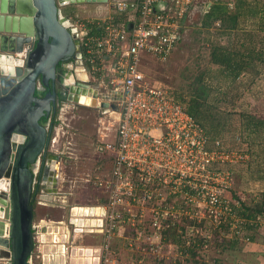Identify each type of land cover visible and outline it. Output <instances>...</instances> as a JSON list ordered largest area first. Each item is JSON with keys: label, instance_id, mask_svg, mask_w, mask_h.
<instances>
[{"label": "built area", "instance_id": "2783aa9c", "mask_svg": "<svg viewBox=\"0 0 264 264\" xmlns=\"http://www.w3.org/2000/svg\"><path fill=\"white\" fill-rule=\"evenodd\" d=\"M211 1L111 0L112 12L105 17L70 20L69 28L79 38L89 72L87 78H101L100 86L104 83L102 77L107 78L100 93L108 96L109 103L118 95L120 98L116 99L117 110L108 108V115L114 117L117 125L114 140L105 143L112 158L110 172L95 182L104 193L99 195L101 201L67 204L69 191H57L61 202L41 189L35 192V207L54 203L62 209L68 207L67 219H82L78 241L72 232L66 231L79 222L73 225L67 219L64 223L62 219L47 218L34 222V226L44 227L46 233L69 237L63 244V264H70L73 248L82 250L84 264H162L156 252L163 243L181 254L178 244L165 240L164 233L173 227L172 220H180L183 214L193 219L195 207L202 213L200 219L210 217L220 224L228 221L232 235L238 234L236 222L241 218L235 210L241 203L240 199L229 201L224 194L233 183V173L227 165L247 159V153L238 148L224 149L220 139L209 140L180 103L165 97L161 87L148 81L143 68L148 57L167 59L180 41L191 13L199 6L204 14ZM100 101L97 98L98 107ZM77 204L81 208L86 205L88 210L72 213ZM83 219L88 221L86 225ZM133 220H138L137 225L133 223L132 229L126 230L124 223ZM118 229L126 233L123 240L127 241L119 245L127 254L121 260L112 250ZM218 229L219 236L225 234L222 228ZM181 233V229L175 232ZM83 234L100 236L101 241L96 246L85 245L80 240ZM189 240L190 236L185 238V245L192 244ZM171 260L179 264V259Z\"/></svg>", "mask_w": 264, "mask_h": 264}, {"label": "rangeland", "instance_id": "374dc122", "mask_svg": "<svg viewBox=\"0 0 264 264\" xmlns=\"http://www.w3.org/2000/svg\"><path fill=\"white\" fill-rule=\"evenodd\" d=\"M83 14L86 16H80L82 19L91 20L94 18L87 13ZM202 14L199 6L191 13L180 41L167 59L158 61L148 57L145 59L146 64L143 65V68L148 81L152 85L165 84L176 89H188L189 82L194 80V77L200 72L204 73V76L209 80L208 85L211 89L209 101L214 103V98L219 97L218 105L217 107H213V105L214 109L212 111L230 119L229 127L224 129L220 136L224 146H229L236 142V135H243L240 129L244 119L243 115L252 114L264 118V76L255 77L254 71H248L249 76L243 84H240V82L229 84L221 74L220 67L212 64L209 60L211 43L214 41L225 43L226 37L216 35L213 26L202 28L200 26ZM263 73L264 65L261 66L257 75ZM227 85L231 86L229 92L226 95L221 94L219 89L221 87L225 88ZM72 107L68 106V111L60 116V121L58 120L59 122L52 129L49 141L51 151L55 153L60 151L73 153L71 157L64 156L63 153L59 154L63 156L61 164L63 168L61 176L56 182L55 191L70 192L66 198L65 203L67 204H91L94 200L93 188L96 193L98 192V195H104L100 189L94 187L95 182L98 178L106 177L111 169V154L106 157V154L99 152L98 149L101 146L105 147V143L113 141L117 122L108 113L101 112L99 115V112L93 107ZM53 139H55L54 142H52ZM243 146L244 149H241L247 153L248 158L245 157L238 162L227 165L232 170L233 183L224 194L229 201L240 198L241 204L246 202L253 205L262 198L259 192L264 191V148L256 141H252L251 146L246 147L242 144ZM252 148H257L255 150L260 152L257 154ZM94 169H96V172L92 173L91 170ZM89 171L92 174L89 175L92 176L91 178L86 175ZM60 199L61 197H58V195L55 198L56 201L58 200L57 202H61ZM64 210L53 205L37 206L33 220L37 222L39 218L43 217L62 219L65 215ZM195 213L193 219H187L184 217L186 214H183V218L180 220H172L174 225L171 228L174 231L172 235L175 234L177 229H181L183 231L182 239H188L190 236L188 243H199V249L197 250L199 256L194 259L190 256L186 258V256L179 254L176 249H168L167 245L163 243V247L156 252L157 257L161 258L162 264H177V262H171L172 257L179 259V264H264V220L258 228L253 229H247L243 225H239L238 223L243 220H237L236 229L239 227L238 240L235 239L236 243L230 247L228 241L234 235H232L228 221L223 220L224 229L220 221H214L210 217L200 219L202 213H198L197 207H195ZM133 223L137 225L138 220L126 221L124 223L126 230L128 228L132 229ZM190 223L193 224L189 225ZM218 228H222L225 234L219 236L217 234ZM195 232L197 233L194 235ZM244 233L252 238L248 240L244 237ZM96 236L87 235L82 241L83 244L85 242L99 244L101 237ZM125 236L126 233L118 229L114 240H112L115 247H118L117 250H114L113 255L119 258L123 254L120 260L125 259L127 256L126 252H122L119 247L121 243H127L123 240ZM172 237H169V240L172 241ZM192 239H194V242Z\"/></svg>", "mask_w": 264, "mask_h": 264}, {"label": "water", "instance_id": "95a60500", "mask_svg": "<svg viewBox=\"0 0 264 264\" xmlns=\"http://www.w3.org/2000/svg\"><path fill=\"white\" fill-rule=\"evenodd\" d=\"M107 1L0 0V264L64 263L63 244L69 237L46 233L44 227L34 226L33 220L35 192L44 191L45 184L34 187L28 164L46 151L53 129L42 117L50 112L54 91L42 97L39 94L49 84L54 86L60 62L69 59L75 50L77 34L69 28L70 17L62 9ZM82 85L79 81L69 83L67 99L82 104L81 96H88L95 101L88 105L98 108L99 98L102 112L109 107L117 110L96 85L91 90ZM3 177L7 178L4 183ZM82 207L74 205L71 212L85 213L88 208ZM64 214L65 223L70 214L66 207ZM81 220L67 219L73 225L79 222L66 231L72 232L75 239H79ZM86 236L83 234L80 240ZM74 249L70 264H84L82 250ZM57 251L61 252V261L55 263Z\"/></svg>", "mask_w": 264, "mask_h": 264}, {"label": "trees", "instance_id": "16d2710c", "mask_svg": "<svg viewBox=\"0 0 264 264\" xmlns=\"http://www.w3.org/2000/svg\"><path fill=\"white\" fill-rule=\"evenodd\" d=\"M216 21H219V25H216ZM200 26L202 28L213 26L216 35L226 37L225 43L219 41L211 43L209 60L212 64L220 67L221 74L229 84L233 82L243 84L249 76L248 71H254L255 77L264 76V73L257 75V72H260L261 66L264 65V0H212L208 10L202 15ZM94 31L93 29L91 32ZM208 83L207 77L204 76V73L200 72L194 77V80L189 82L188 89H176L165 84L157 87H161L165 91V97L180 103L194 117L205 130L209 140H221V133L229 127L230 119L223 117L218 112L212 111L213 107H217L219 97L216 96L214 98V103L209 101L211 89ZM230 87L227 85L225 88L221 87L219 90H221V94L226 95ZM243 116L244 119L240 126L243 135H236V142H234L236 144L232 143L229 146H224L221 140L222 147L227 150H233L235 147L242 150L244 149L242 144L247 147L251 146L252 141H256L264 148V118L252 114ZM52 122L53 126L58 123L56 119H53ZM245 149L248 150L247 148ZM255 149L252 148L258 154L260 151ZM259 195L262 196L260 201H257L253 205L244 202L235 210L237 216L243 219V222L240 224L247 229L258 228L263 220L264 191L259 192ZM191 224L193 223L189 225ZM221 226L225 229L223 223H221ZM170 229V231L164 233L165 240H169V237L173 236L172 241L178 244L179 248H181V254L185 255L186 258L190 256L194 259L199 256L197 253L199 243L185 245L182 233L172 235L174 231L173 228ZM243 235L248 240L252 238L246 235V233ZM233 237L228 241L230 247L238 240V234H235ZM199 242L202 243L201 240Z\"/></svg>", "mask_w": 264, "mask_h": 264}, {"label": "flooded vegetation", "instance_id": "af4514ba", "mask_svg": "<svg viewBox=\"0 0 264 264\" xmlns=\"http://www.w3.org/2000/svg\"><path fill=\"white\" fill-rule=\"evenodd\" d=\"M59 66L61 68V71L57 73L58 76H57V80L55 81L54 86H51L49 84L48 87L43 88V90L41 89L42 91L39 94V96L42 97L46 93L54 91V97L51 101L50 112L48 113L46 117H42V121L48 124L49 126L50 125L53 126V122H52L53 119L60 120L61 118L60 116L62 114H65L68 111L67 110L68 106H73L72 108L76 106L92 107L84 103L82 104L74 103L67 99V96L70 94V91L67 86L69 83L74 82V81H79V82L84 83V85L81 86L82 88L83 86L86 85L85 88L90 89V90L94 89L95 88L94 85H96L98 87L99 92L103 90L104 85L108 83V80L105 77H102L104 78V83L102 86H100V83H99V80H101V78H98V77L94 78L91 75H90L91 77L89 76L87 78L86 74L88 73L89 75V72L84 63L78 36H77L75 50L72 53V56H70L69 59L63 62H60ZM119 98H120V95L114 98L113 103L116 106H117L116 99H119ZM93 108H95L99 112V115H100V113L102 112L100 107L98 108L93 107ZM102 113H108V109L105 108ZM50 139H51V136H50ZM98 151L101 153L104 152L106 154V157L110 155V152L107 149H105L104 146H101L98 149ZM106 151L109 153L107 154ZM60 153L61 154L63 153L64 156H68V157H71L73 154L72 152H69V151H66V152L60 151L59 153H55L51 151V149L49 148V144H48L46 151L42 152L40 155H38L35 158V160L32 163L28 164L30 170L33 173L34 183H56L57 180H59V177L61 176L60 174L63 168L61 167L63 156L59 155ZM111 165H112V160H111ZM91 171L92 173H95L96 169L91 170ZM86 175L90 177L89 175H92V174H90V171H89L88 174Z\"/></svg>", "mask_w": 264, "mask_h": 264}, {"label": "crops", "instance_id": "0c3cea01", "mask_svg": "<svg viewBox=\"0 0 264 264\" xmlns=\"http://www.w3.org/2000/svg\"><path fill=\"white\" fill-rule=\"evenodd\" d=\"M109 1H111V0H108L106 3H80V4L68 5L70 7V9H69V7L66 6L64 9H62V11H63L64 14H68L69 15L70 20H75V21L77 19L78 20H82V18H80V16H82V17L86 16L83 13H87L88 15L93 16L94 18L95 17H105V16H107V14H110L112 12V7H110ZM80 12H82V13H80ZM117 17L121 18L122 15H118ZM128 27H131V25L129 24ZM44 184H45L44 185V188H45L44 192L47 193L48 197L52 196V194L54 195V197L57 196V191H55L56 190L55 186H56L57 183H44ZM94 187L97 188V189H100V188H98L96 186H94ZM100 191L103 193V191L101 189H100ZM92 193L94 194V196H93L94 200H93V202L91 204H96L97 202L101 201V199L99 198L100 196L98 195V192L96 193L94 188L92 189ZM95 196H97V197H95ZM60 201H61V199H60ZM53 204H50V206L53 205ZM53 206H55V205H53ZM36 209H37V207H36ZM43 218H45V217H43ZM54 220H59V219H54ZM76 240L78 241V238ZM80 243H82V242H80ZM85 245L96 246L97 244H90V243H86L85 242ZM112 250H113V253H114L115 247L114 248L112 247ZM57 253L61 254V252H58V251H57ZM120 258H121V256H119V259Z\"/></svg>", "mask_w": 264, "mask_h": 264}, {"label": "bare ground", "instance_id": "6f19581e", "mask_svg": "<svg viewBox=\"0 0 264 264\" xmlns=\"http://www.w3.org/2000/svg\"><path fill=\"white\" fill-rule=\"evenodd\" d=\"M80 102H82L84 104H92V105L95 104V101L93 99H91L90 97H88V96H81ZM83 222L85 223L86 220H83ZM53 260H54L53 262H55V263L61 261V254L60 253L59 254L56 253V256L54 257Z\"/></svg>", "mask_w": 264, "mask_h": 264}]
</instances>
